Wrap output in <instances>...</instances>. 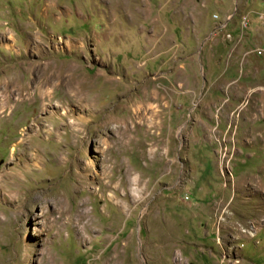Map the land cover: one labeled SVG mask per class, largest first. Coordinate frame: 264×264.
I'll list each match as a JSON object with an SVG mask.
<instances>
[{
    "label": "rangeland",
    "instance_id": "obj_1",
    "mask_svg": "<svg viewBox=\"0 0 264 264\" xmlns=\"http://www.w3.org/2000/svg\"><path fill=\"white\" fill-rule=\"evenodd\" d=\"M0 264H264V0H0Z\"/></svg>",
    "mask_w": 264,
    "mask_h": 264
}]
</instances>
